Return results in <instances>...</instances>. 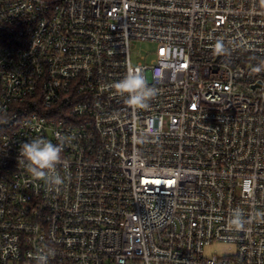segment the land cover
<instances>
[{
	"label": "built area",
	"instance_id": "built-area-1",
	"mask_svg": "<svg viewBox=\"0 0 264 264\" xmlns=\"http://www.w3.org/2000/svg\"><path fill=\"white\" fill-rule=\"evenodd\" d=\"M262 65L264 0H0V264H264ZM57 133L46 185L19 147Z\"/></svg>",
	"mask_w": 264,
	"mask_h": 264
},
{
	"label": "clouds",
	"instance_id": "clouds-1",
	"mask_svg": "<svg viewBox=\"0 0 264 264\" xmlns=\"http://www.w3.org/2000/svg\"><path fill=\"white\" fill-rule=\"evenodd\" d=\"M215 51L218 54L225 52L222 41L216 42ZM261 70H264V65L254 69L256 72ZM112 87L121 95L127 94L128 103L139 108H147L148 102L157 94L154 87H149L142 73L135 70L114 83ZM56 139L58 143L54 144L49 139L36 137L22 142L19 147L18 163L24 164L29 174L43 180L46 185H60L63 182L56 169L62 161L61 153L64 150L65 140L59 133L56 134ZM244 223L241 211L235 210L232 224L237 230H242ZM38 259L40 264H47L48 256L41 255Z\"/></svg>",
	"mask_w": 264,
	"mask_h": 264
},
{
	"label": "rangeland",
	"instance_id": "rangeland-1",
	"mask_svg": "<svg viewBox=\"0 0 264 264\" xmlns=\"http://www.w3.org/2000/svg\"><path fill=\"white\" fill-rule=\"evenodd\" d=\"M154 47L152 45L146 44V43H141L138 44L137 47L134 49L135 54L133 55V60L135 63L139 62L141 60L142 57L144 58H148L147 54L149 52L154 51ZM217 250L220 253H223L225 251L228 250V248H226V246L223 245H214L213 247H210L206 250L207 254H214V251Z\"/></svg>",
	"mask_w": 264,
	"mask_h": 264
}]
</instances>
